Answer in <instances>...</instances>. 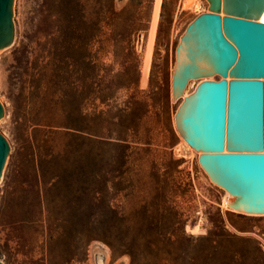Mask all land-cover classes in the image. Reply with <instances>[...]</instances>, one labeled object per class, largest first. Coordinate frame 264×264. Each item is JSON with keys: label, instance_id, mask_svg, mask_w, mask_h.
<instances>
[{"label": "rangeland", "instance_id": "obj_1", "mask_svg": "<svg viewBox=\"0 0 264 264\" xmlns=\"http://www.w3.org/2000/svg\"><path fill=\"white\" fill-rule=\"evenodd\" d=\"M184 1L162 0L144 78L154 0H13L14 39L0 51V133L10 146L0 181V262L129 264L109 245L148 235L176 240L155 255L159 264H264V215L223 209L224 190L173 124L174 50L207 7L198 0V9H186ZM57 48L68 49L62 59L74 57V69L51 58ZM62 104L78 110L82 128L58 138L53 152L67 161L65 176L78 174L84 197L77 209L58 208L54 193L42 207L22 205L12 175L32 128L26 116L57 120ZM145 253L141 264L154 256Z\"/></svg>", "mask_w": 264, "mask_h": 264}, {"label": "water", "instance_id": "obj_2", "mask_svg": "<svg viewBox=\"0 0 264 264\" xmlns=\"http://www.w3.org/2000/svg\"><path fill=\"white\" fill-rule=\"evenodd\" d=\"M206 2L208 13L187 25L175 47L171 99L178 101L191 80L217 79L200 82L182 99L174 126L200 152L209 181L231 197L228 206L263 216L264 0ZM12 6L13 0H0V51L14 39ZM9 151L0 133V180Z\"/></svg>", "mask_w": 264, "mask_h": 264}, {"label": "trees", "instance_id": "obj_3", "mask_svg": "<svg viewBox=\"0 0 264 264\" xmlns=\"http://www.w3.org/2000/svg\"><path fill=\"white\" fill-rule=\"evenodd\" d=\"M70 48L73 49L72 46ZM66 50L68 49L57 48L50 52V56L65 69H74L77 66L74 57L65 56L62 59L64 57L62 54ZM28 55L29 52L25 51V64ZM71 89L74 90V88ZM37 113L35 115L30 112L27 114L28 117L26 116V121L32 128L26 140L25 156L21 162L14 166L12 183L15 199L22 205L31 201V203L42 207L47 204L50 194L54 193L53 202L58 208L68 206L71 209H77L84 197V193L79 189L80 179L75 170L71 172L70 176H65L67 161L60 152H53V144L60 137H75L77 132L81 131L80 121L77 118L74 119L78 110L62 104L59 107L61 118L57 120L38 119ZM63 189L67 192L63 193ZM163 211L170 213L168 208H164ZM180 231L183 233L182 228ZM149 238L151 237L143 235L138 239V244L134 241L126 243V239H123L117 247L109 246L113 255H127L129 264H141L145 260L144 258L148 256L145 253L148 251L154 256L149 255L151 261L143 264H159L155 255L160 253L163 248L175 245L176 240H171V237L167 236ZM228 238L229 235H226V240Z\"/></svg>", "mask_w": 264, "mask_h": 264}, {"label": "bare ground", "instance_id": "obj_4", "mask_svg": "<svg viewBox=\"0 0 264 264\" xmlns=\"http://www.w3.org/2000/svg\"><path fill=\"white\" fill-rule=\"evenodd\" d=\"M161 3H162V0H154V4H153V13H152V20H151V25H150V34H149V38H148V42H147V46H146V52H145V57H144V65H143V76L144 78H146L148 76V72H149V67H150V60H151V55H152V50H153V42H154V35H155V31H156V28H157V22H158V16H159V11H160V7H161ZM198 6H199V1L198 0H185L184 1V8L186 9H191V8H194V9H198ZM207 6H208V3H207ZM204 13H208L207 11V7H206V10ZM199 14H201L199 12ZM198 14V15H199ZM221 17H223L222 14H220ZM259 22H261V20H259ZM185 31V30H184ZM183 31V33H184ZM182 33V34H183ZM179 42V41H178ZM173 69H174V65H173V68L171 70V74H170V92H171V78H172V72H173ZM217 79L216 77L214 76H210V77H202L200 79H197V80H191L187 83L180 99L176 102H181L182 99H184L185 97H187L191 92H193V90L195 89V87L202 81H213ZM230 79L227 78V81H229ZM189 89H191V91H189ZM172 100V99H171ZM173 102H175V100H172ZM1 102V101H0ZM178 103V105H179ZM1 104L3 105V103L1 102ZM4 107V106H3ZM4 114H5V110H4ZM4 116V115H3ZM173 124H174V118H173ZM181 144L187 149V150H191V147L183 140V138H181ZM224 153H226V151H224ZM198 155H200V153H196V156H197V159H198ZM201 168V167H200ZM207 176V175H206ZM1 181V180H0ZM224 195L222 197V201H221V207L223 209H226L228 211H232V212H237L233 209H231L229 206H228V202L231 200V197L228 195V193L226 191H223ZM255 216V215H254ZM257 216V215H256ZM260 216V215H258ZM197 227H193V228H188V230L190 232H195V229ZM97 252V251H96ZM101 254V253H100ZM2 263V261H1ZM3 264V263H2ZM96 264H102V261L99 259L98 262Z\"/></svg>", "mask_w": 264, "mask_h": 264}]
</instances>
